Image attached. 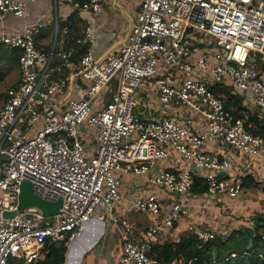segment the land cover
I'll return each instance as SVG.
<instances>
[{
	"label": "built area",
	"instance_id": "obj_1",
	"mask_svg": "<svg viewBox=\"0 0 264 264\" xmlns=\"http://www.w3.org/2000/svg\"><path fill=\"white\" fill-rule=\"evenodd\" d=\"M38 1L0 0V23L8 17L26 21L21 28L0 29V48L20 51L19 81L0 109V264L36 263L48 245L66 242L69 250L87 224L115 221L119 203L126 213L149 217L139 238L130 227L119 228L123 264H160L152 247L166 238L177 241L181 228L203 243L227 238L234 229L199 226L191 209L239 199L244 176L233 171L230 155L264 159V136L249 132L248 116L226 109L212 90L228 86L250 114L263 118L264 75L257 65L264 61V0H140L136 22L116 53L93 55L95 34L87 21L79 40L86 53L68 77L56 79L50 78L53 53L35 41L50 21H27ZM53 1L99 18L110 0L82 6ZM77 77L89 84L85 96L58 100ZM111 85L115 92L101 104ZM142 86L154 92L160 107L181 109L196 124L165 114L140 117ZM124 176L143 179L146 192L123 200ZM195 176L206 193L192 194ZM25 181L38 198L62 201L58 215L45 218L31 207L4 216L17 210ZM157 192L171 201L164 205Z\"/></svg>",
	"mask_w": 264,
	"mask_h": 264
},
{
	"label": "crops",
	"instance_id": "obj_2",
	"mask_svg": "<svg viewBox=\"0 0 264 264\" xmlns=\"http://www.w3.org/2000/svg\"><path fill=\"white\" fill-rule=\"evenodd\" d=\"M139 5L140 0H110L106 4L104 12L99 18H92L89 12L74 10L71 6L65 3L57 2L55 5L53 0H39L35 5H31V16L29 20H27L28 22H34L40 17H45L50 21L48 26L35 39L37 48L42 50L44 53H53L52 62L54 59H59V61L62 62V64L58 67L51 66L52 72L50 73V78L56 79L60 76L68 77L71 74V67L79 62L69 63L67 61L70 54H65L62 46L64 35L67 33V28H60L59 22H64L74 12H77V16L83 23L89 21L95 34V42L91 47V51L96 58H101L107 54L116 53L119 50L121 43L125 38L126 32L136 22L139 13ZM25 22L26 21L22 19L8 17L0 23V29L4 28L5 30H9L21 28ZM83 29L84 28L82 27L77 40V44L79 45H82L79 43V40L82 36ZM62 69H64V71H62ZM7 71V74L10 72L13 74V82L9 87L11 88L18 83L20 73L17 65L11 66ZM53 73H56V78H53ZM88 87L89 84L86 80L77 77L68 85V91L59 95L57 99L65 100L70 96L83 98ZM115 87V85H113V87L111 85L108 91L103 92L104 97L101 99V104H105L110 100L111 93L116 90ZM137 94L139 99L138 114L140 117L148 118L150 115L157 117L158 115L165 114L167 116H172L177 120H182L188 117L193 124H196V119L192 115L183 114L181 109L174 110L160 107L156 96L151 89L142 86L138 90ZM262 116L263 118L260 119V121L264 124V113ZM204 149L211 150L209 147H205ZM230 158L233 161L234 172L242 173L244 177L251 176L258 183L264 182V159L258 160L246 157L233 159L231 155ZM144 183L145 181L141 178L124 176L122 178V185L120 189L122 199L125 201L130 199L131 196L134 195L133 193L136 189H147ZM254 192L257 195H255ZM156 194L164 205H167L171 201L170 196L167 194L162 192H157ZM122 204L123 203H119L115 206L113 213L116 219L115 221H112V223H115L111 225V231H109L106 235L102 236L100 224L103 221H92L86 225L85 231L90 232L89 241H86L87 238L85 239V236H82L81 239H79V242H85L87 245L71 248L68 254L70 263L123 264L122 236L120 235L119 228L125 226L130 227L133 236L139 238V235L141 236L149 224V217L134 214L136 216L139 215L144 217V220L139 224L138 222H132L127 218V213L123 210ZM222 206L224 208H220ZM254 209H259L257 213L264 212V191L260 187V184L257 188H244L239 199L235 201H230L229 203L223 201L222 199L208 201L204 203V207L200 209L192 208L191 212L194 214L195 219H193V221L195 224L205 226L206 228L215 227L218 232H221L219 230V224H221L223 228H226V230L247 227L249 223H252L253 216L257 214L253 211ZM222 211L226 212V214L224 213L225 216L221 215V217L218 218V215H220ZM201 217L203 218L199 220ZM204 217L209 219L206 220ZM180 233L182 234L186 232L181 228L178 234ZM99 236L100 239L103 240V244L97 248H91L90 244L93 242V239L98 238ZM91 249L93 250L91 251Z\"/></svg>",
	"mask_w": 264,
	"mask_h": 264
},
{
	"label": "trees",
	"instance_id": "obj_3",
	"mask_svg": "<svg viewBox=\"0 0 264 264\" xmlns=\"http://www.w3.org/2000/svg\"><path fill=\"white\" fill-rule=\"evenodd\" d=\"M74 1L82 6L90 0ZM59 25L60 28H67L62 45L65 54H70L67 61L77 63L88 49L87 45L77 44L82 27L84 28L86 23H83L77 12H74L64 22H59ZM19 56L18 49L0 48V83L5 80L8 68L17 65ZM61 64L59 59H54L51 66L58 67ZM257 69L260 75H264V61L258 62ZM52 76L57 77L56 73ZM212 90L222 97L226 109L233 110L240 118L244 115L248 116L246 128L249 132L256 136H264V124L258 117L250 114L243 98L231 94L228 86L215 85ZM259 184L251 176L243 178V188H257ZM191 192L194 195L206 193L205 182L195 176ZM178 236L177 241L166 238L154 244L150 252L151 256H154L160 264H264V212L253 216L252 227L234 229L227 238L216 237L203 243L188 232L180 233ZM67 250L66 242L58 246L48 245L43 259L31 264H64ZM13 263L24 264L18 260H14Z\"/></svg>",
	"mask_w": 264,
	"mask_h": 264
},
{
	"label": "rangeland",
	"instance_id": "obj_4",
	"mask_svg": "<svg viewBox=\"0 0 264 264\" xmlns=\"http://www.w3.org/2000/svg\"><path fill=\"white\" fill-rule=\"evenodd\" d=\"M3 65V64H2ZM3 68H5V66H2ZM8 72V71H7ZM13 82V74H12V72H10V73H8L7 75H6V78H5V80L3 81V82H1L0 83V109L2 108V106H3V101H4V96H5V94H6V92H7V90H8V88L11 86V83ZM259 180V179H258ZM260 183V187L262 188V190L264 191V182H259ZM146 192V189L144 190V188H139V189H136V191H134V195L133 196H131V198L130 199H128V200H131V199H133V198H135L136 196H141V195H143L144 193ZM254 194H255V192H254ZM255 195H257V194H255ZM254 200V199H253ZM221 204V203H220ZM220 204H218V205H220ZM249 207V206H248ZM249 209H251V208H249ZM259 209H254L253 211L255 212V213H257V211H258ZM226 214V212H224V211H222L221 213H220V215H218V218H220L221 217V215L222 216H225V214ZM126 216H127V218L130 220V221H134V222H138V224L140 223V222H142L143 220H144V217H142V216H136V215H134V213H127L126 214ZM203 217H201V218H199V220L200 219H202ZM205 219L207 218V217H204ZM243 218V217H242ZM209 219V218H208ZM208 219H206V220H208ZM113 223H115V222H113ZM112 223V221H110L107 217H105L104 218V221L103 222H101V224H100V226H101V230H102V236H104V235H106L109 231H111V225L113 224ZM141 224H144V223H141ZM89 234H90V232H86L85 231V229H84V231L83 232H81L80 233V235L78 236V237H75L74 239H73V241L72 242H70L69 243V250H68V253L70 252V250H71V248H75V247H77V246H85V245H87L85 242H79L80 240L79 239H81V237L82 236H85L84 238L86 239L87 238V240L86 241H89ZM101 236V237H102ZM100 239V236L98 237V238H95V239H93V242L90 244L91 245V248H97V247H99V246H101L102 244H103V240H99ZM93 249H91V251L93 250ZM66 264H71L70 263V261H69V259H67V263Z\"/></svg>",
	"mask_w": 264,
	"mask_h": 264
},
{
	"label": "water",
	"instance_id": "obj_5",
	"mask_svg": "<svg viewBox=\"0 0 264 264\" xmlns=\"http://www.w3.org/2000/svg\"><path fill=\"white\" fill-rule=\"evenodd\" d=\"M61 205V200L51 203L38 198L32 192V185L25 181L20 186L19 204L17 210L14 212H6L4 216L12 218L17 214H22L26 208L33 207L40 210L45 218H51L58 215Z\"/></svg>",
	"mask_w": 264,
	"mask_h": 264
}]
</instances>
